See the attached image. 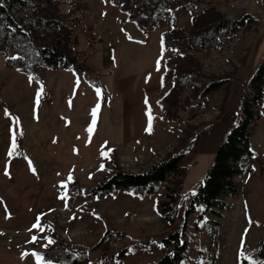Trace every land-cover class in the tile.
Listing matches in <instances>:
<instances>
[{"label":"rangeland","instance_id":"obj_1","mask_svg":"<svg viewBox=\"0 0 264 264\" xmlns=\"http://www.w3.org/2000/svg\"><path fill=\"white\" fill-rule=\"evenodd\" d=\"M209 1L228 18L255 17L230 46L197 55L205 73L232 77L227 94L222 85L201 105L190 89L177 97L164 70L169 54L162 36L172 24L143 30L122 0H60L55 6L56 15L71 25L73 54L86 66L83 71L49 67L36 75L22 73L5 66L0 54V264H56L47 253L64 244L85 251L87 264H158L165 252L161 239L180 228L188 197L238 122L243 83L264 60V22L256 18L264 0ZM181 4L172 0L169 8L175 24L185 29L192 12ZM259 113L250 139L256 158L238 178L240 193L225 199L221 216L195 205L185 219L180 264L213 259L262 264L257 248L264 234V88ZM206 125L211 127L182 161L186 170L172 224L158 209L172 177L153 193L119 188L90 195V188L116 169L143 172L165 158L181 136L198 134ZM208 219L219 221L215 235L203 228Z\"/></svg>","mask_w":264,"mask_h":264},{"label":"trees","instance_id":"obj_2","mask_svg":"<svg viewBox=\"0 0 264 264\" xmlns=\"http://www.w3.org/2000/svg\"><path fill=\"white\" fill-rule=\"evenodd\" d=\"M181 1V8L192 12L185 29L173 21L169 8L172 0H122V3L131 19L143 30L160 23L172 24L162 36L163 48L169 54L164 60V70L173 78L177 88L174 91L176 96L180 91L190 89L196 93L197 104L201 105L208 94L222 85L227 94L232 77L205 73L197 55L230 46L254 17L251 13H243L237 19L228 18L209 0ZM59 2L60 0H0V54L4 57L5 66L32 75L49 67L72 68L77 72L86 69L73 54L75 42L69 29L71 25L56 15L55 6ZM263 88L264 60L253 75L244 81L238 122L222 138L202 183L188 197L180 228L161 239L165 252L158 264H180L186 247L185 219L194 211L195 205L201 203L204 206L202 212L221 216V212L228 207L225 199L235 198L240 193L238 178L256 158L250 148V139L260 116ZM210 127L206 125L198 134L195 132L193 135L181 136L178 144L165 158L143 172L132 173L116 169L102 183L90 188V195L111 193L119 188L153 193L172 177V186L168 187L165 199L158 206L161 217L172 224L177 215L181 179L186 170L182 161L194 152L200 138L205 136ZM218 224V220L208 219L204 221L203 228L215 235ZM257 254L264 262V234L259 240ZM47 255L56 264H87V253L72 244L56 246ZM207 264H216L215 259Z\"/></svg>","mask_w":264,"mask_h":264},{"label":"snow or ice","instance_id":"obj_3","mask_svg":"<svg viewBox=\"0 0 264 264\" xmlns=\"http://www.w3.org/2000/svg\"><path fill=\"white\" fill-rule=\"evenodd\" d=\"M13 58H15V57H13ZM157 63L159 64V61H158ZM157 70H158V71L160 70L159 67H158ZM42 92H43V89L41 88V92L37 93V100H36V103H37V104H39V99H40V95H41ZM97 93H98V95H99V93H100V90H99V89H97ZM146 103H147V100H146ZM5 114L8 115L7 110H5ZM93 115H95V111H94ZM148 117H149V130H150V129H151V121H152V116H151V112H150V110H149V112H148ZM94 125H95V120H93V127H94ZM93 127L88 128L87 131H88L89 133H91V132L93 131ZM14 151H15V135H13V150L10 151V152L8 153V155L11 157V156L13 155V152H14ZM29 167L32 168L31 161H29ZM101 170H103V166L101 167ZM32 171L35 172V169L32 168ZM5 174L8 175L7 168L5 169ZM72 180H73V177H72L71 174H69V176H68V182H71ZM61 187H66V184H62ZM66 196H67V194L65 193V196H64V197H61V198H62V199H66ZM38 219H39V218H38ZM250 222H251V221H250ZM34 227H39V225H34ZM35 239H36V238L33 237V242H35ZM48 243H49V244H52V243H54V241H52L51 239H49V240H48ZM160 246L163 247V245H160ZM49 264H50V262H49ZM253 264H256V262H253ZM262 264H264V262H262Z\"/></svg>","mask_w":264,"mask_h":264},{"label":"built area","instance_id":"obj_4","mask_svg":"<svg viewBox=\"0 0 264 264\" xmlns=\"http://www.w3.org/2000/svg\"><path fill=\"white\" fill-rule=\"evenodd\" d=\"M260 20L264 22V10L263 12L260 14ZM133 160V159H132ZM130 162H132L131 160H129ZM126 162V161H125ZM126 164L124 163V161L121 162L122 167H124ZM129 165V164H128Z\"/></svg>","mask_w":264,"mask_h":264},{"label":"crops","instance_id":"obj_5","mask_svg":"<svg viewBox=\"0 0 264 264\" xmlns=\"http://www.w3.org/2000/svg\"><path fill=\"white\" fill-rule=\"evenodd\" d=\"M218 3H219V2H218ZM263 10H264V6H263L262 10H260V13L258 14V16L256 17L257 19H259V15L263 12ZM252 16L255 17L253 14H252ZM259 22H260V21H259Z\"/></svg>","mask_w":264,"mask_h":264}]
</instances>
